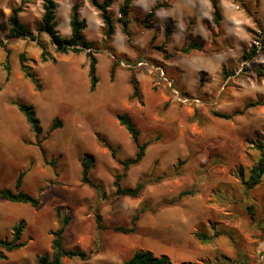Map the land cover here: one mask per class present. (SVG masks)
Returning <instances> with one entry per match:
<instances>
[{
    "label": "rangeland",
    "instance_id": "obj_1",
    "mask_svg": "<svg viewBox=\"0 0 264 264\" xmlns=\"http://www.w3.org/2000/svg\"><path fill=\"white\" fill-rule=\"evenodd\" d=\"M165 1L170 2L168 10L148 17ZM76 3L87 22L85 36L95 43L100 83L94 92L86 52L58 54L49 36L38 31L43 0H0V43L11 51L12 66L7 82V54L0 46V188L15 190L24 173L22 190L41 200L38 208L0 201V239H11L14 227L25 221L21 248L7 253L0 264H39L42 256H52L54 233L61 226L58 212L70 217L65 249L87 254L86 260L65 257L62 264H123L139 250L168 255L171 264H264V176L254 189L240 178L243 170L248 179L260 158L264 106L230 120L217 116L264 102V0H219L220 27L213 22L210 0H136L127 19L130 36L116 23L109 39L88 0H61L56 30L62 37L71 35ZM123 3L115 0L109 9L115 20ZM19 6L32 37L12 39L8 20ZM168 24L172 32L166 42ZM33 37L47 45L57 63L41 62ZM194 41L203 44V51L180 52ZM253 48L256 56L245 60L243 54ZM22 54L30 73L21 67ZM115 61L119 66L111 80ZM132 73L141 99L132 97ZM17 101L36 109L44 135L54 120L61 121L62 127L44 145L45 155L12 104ZM122 113L136 123L141 142L150 143L143 161L122 180L123 187L147 183L137 198L116 196L113 184L123 172L120 163L137 152L117 119ZM101 138L119 148L116 159ZM83 156L92 159L90 178L98 190L81 184ZM182 193L187 194L170 204ZM143 204L147 211L136 232H117L116 227L132 226ZM97 209L103 230L95 223ZM216 231L222 235L208 243L198 239L201 233Z\"/></svg>",
    "mask_w": 264,
    "mask_h": 264
},
{
    "label": "trees",
    "instance_id": "obj_2",
    "mask_svg": "<svg viewBox=\"0 0 264 264\" xmlns=\"http://www.w3.org/2000/svg\"><path fill=\"white\" fill-rule=\"evenodd\" d=\"M61 0H43V15L41 19V23L39 26L38 31L41 33H45L49 36L51 43L55 46L56 53L58 54H80L82 52H86V56L89 60L88 66V77L90 80V91H96L99 83L100 77L98 75V59L95 55V43L90 41L85 36V30L87 28L86 20L82 19L80 9L81 6L79 3H76L71 8V15H70V27H71V35L69 37H62L57 32V20H56V11L58 8V2ZM90 5L96 9L99 14L100 18L104 24V35L106 38H112V36L116 32V23L122 24L123 28L122 31L126 36H130V31L128 27V16L130 13V7L136 0H124L123 5L119 8L120 17L117 20L109 13L110 7L113 5L115 0H88ZM237 1V0H234ZM25 2V0H22ZM212 6V16L213 22L217 27H220L221 21L223 20L222 10L220 8L219 0H210ZM170 7V2L165 1L158 3L154 8L149 12L150 18L154 17L158 11L162 9H168ZM23 11V7L19 6L17 8L12 9L10 14L8 23L10 26L9 37L12 39L17 38H27L32 37V33L29 28L21 21L20 14ZM2 26L0 24V30ZM187 31L189 29L187 28ZM172 32L171 24H168L165 27V38L166 42L170 39ZM33 40H38V46L41 49L40 59L42 63H47L49 61L53 63H57L58 59L47 49V45L43 43L40 39L33 37ZM0 46L4 48L7 54V58L5 60V71H6V81L8 82L12 76V66L10 63V55L11 51L8 49L6 45L0 43ZM194 51L201 52L203 51V44L194 41L188 44H185L180 52L184 55H190ZM257 50L253 48L251 54L244 53L243 58L247 61H251L256 56ZM169 58V57H166ZM21 67L24 72L30 73L26 62L25 55H21L20 57ZM119 66V62L115 61L111 67L110 71V78L114 80L116 77V71ZM32 79L34 82L38 83L39 79L36 75L32 74ZM130 85L133 89L132 97L135 99H141V90L139 87L138 80L136 78L135 73H132L130 76ZM38 87L41 88V85L38 84ZM18 110L24 115L28 124L31 127V130L36 136L37 145L41 147L43 155L46 154L44 145L49 140L50 135L60 129L62 127V123L60 120H54L51 124L50 131L48 135H44V130L41 124V120L37 115L36 109L26 103V102H13ZM259 106H264V102L261 101H254L250 102L244 110L238 111L232 115L228 114H217L218 117L223 119H232L235 116L242 115L246 110L250 108H255ZM119 124L125 128V130L130 135L133 143L137 147V152L133 157L127 158L122 161L120 164L123 168L122 174H116L114 187L116 189L115 195L122 196V197H131L137 198L139 197L142 192L144 191L147 183L144 180H141L135 187H123L122 180L127 176L128 171L137 165H139L145 155L146 149L149 142H141L140 140V131L133 121L131 116L128 113H122L117 116ZM100 143L107 148L112 157L114 159L117 158V152L119 150L118 147H114L109 141L106 139L101 138ZM258 150L260 152V158L257 163L250 169V175L248 179H245L243 170H241L240 178L242 183L248 187V189H254L258 185L262 183V179L264 176V145L263 143H259ZM92 159L83 156L81 160L82 165V177H81V184L85 186H89L95 189H99L98 186H95L90 178V173L92 171ZM24 173L18 176L16 182V189L12 190L9 188H0V201H9L13 203H22V204H29L33 208H38L41 205V200L39 198H35L29 193L22 190L23 185V178ZM187 193H182L178 196L177 200L172 201L170 204H173L179 201L184 195ZM105 197V194L102 193V198ZM147 211V205L143 204L138 212L134 215L131 220L132 226L130 228L127 227H116L115 230L117 232H121L124 234H131L136 232L137 222L140 219V216ZM250 213L252 212V208H249ZM59 218H61V226L58 228L57 231L54 233V240H53V254L52 256L45 255L42 256L39 260V264H62V259L65 257L68 258H75L78 257L82 260L87 259V254L78 251V250H67L64 247V234L66 228L70 224V217L68 215L62 216L60 212H58ZM95 223L97 225L98 230H103L106 227L103 224V218L100 214L99 209L95 210L94 213ZM25 228V221L21 220L13 229V235L11 239H0V260L7 259V253L14 252L21 248V240L23 237V232ZM222 235L220 231H216L213 235H208L206 233H201L198 236L204 243H208L213 239ZM231 262V261H229ZM123 264H171V258L168 255H161L158 256L152 251L147 250H139L133 253L128 259H126ZM243 264H247L244 262Z\"/></svg>",
    "mask_w": 264,
    "mask_h": 264
},
{
    "label": "built area",
    "instance_id": "obj_3",
    "mask_svg": "<svg viewBox=\"0 0 264 264\" xmlns=\"http://www.w3.org/2000/svg\"><path fill=\"white\" fill-rule=\"evenodd\" d=\"M168 83L171 85V82L170 81Z\"/></svg>",
    "mask_w": 264,
    "mask_h": 264
},
{
    "label": "crops",
    "instance_id": "obj_4",
    "mask_svg": "<svg viewBox=\"0 0 264 264\" xmlns=\"http://www.w3.org/2000/svg\"><path fill=\"white\" fill-rule=\"evenodd\" d=\"M212 7V6H211ZM168 10V9H167ZM172 16V15H171ZM17 204H21V203H17Z\"/></svg>",
    "mask_w": 264,
    "mask_h": 264
}]
</instances>
